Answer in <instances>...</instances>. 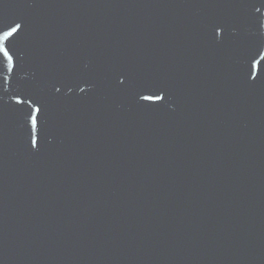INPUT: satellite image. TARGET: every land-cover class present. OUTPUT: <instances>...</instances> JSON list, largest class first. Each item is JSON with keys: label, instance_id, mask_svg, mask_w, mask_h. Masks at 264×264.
Instances as JSON below:
<instances>
[{"label": "water", "instance_id": "obj_1", "mask_svg": "<svg viewBox=\"0 0 264 264\" xmlns=\"http://www.w3.org/2000/svg\"><path fill=\"white\" fill-rule=\"evenodd\" d=\"M0 264H264V0H0Z\"/></svg>", "mask_w": 264, "mask_h": 264}, {"label": "snow or ice", "instance_id": "obj_2", "mask_svg": "<svg viewBox=\"0 0 264 264\" xmlns=\"http://www.w3.org/2000/svg\"><path fill=\"white\" fill-rule=\"evenodd\" d=\"M6 54V53H5Z\"/></svg>", "mask_w": 264, "mask_h": 264}]
</instances>
